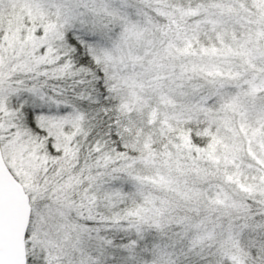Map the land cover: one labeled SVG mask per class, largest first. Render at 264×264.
I'll list each match as a JSON object with an SVG mask.
<instances>
[{
	"label": "snow or ice",
	"instance_id": "obj_1",
	"mask_svg": "<svg viewBox=\"0 0 264 264\" xmlns=\"http://www.w3.org/2000/svg\"><path fill=\"white\" fill-rule=\"evenodd\" d=\"M0 264H264V0H0Z\"/></svg>",
	"mask_w": 264,
	"mask_h": 264
}]
</instances>
